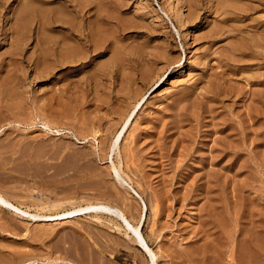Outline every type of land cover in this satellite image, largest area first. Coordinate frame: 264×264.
<instances>
[{"label": "rangeland", "instance_id": "obj_1", "mask_svg": "<svg viewBox=\"0 0 264 264\" xmlns=\"http://www.w3.org/2000/svg\"><path fill=\"white\" fill-rule=\"evenodd\" d=\"M28 1L0 0V192L28 212L0 208V264H151L115 217L57 216L99 203L124 211L156 264H196L212 221L230 226L233 264L243 236L247 264H264V0Z\"/></svg>", "mask_w": 264, "mask_h": 264}, {"label": "bare ground", "instance_id": "obj_2", "mask_svg": "<svg viewBox=\"0 0 264 264\" xmlns=\"http://www.w3.org/2000/svg\"><path fill=\"white\" fill-rule=\"evenodd\" d=\"M28 1V0H27ZM26 0H25V4H26V2H27ZM34 1V0H33ZM35 1H37V0H35ZM40 1V0H39ZM38 1V2H39ZM41 1H43V0H41ZM40 1V2H41ZM49 1V0H48ZM53 1V0H52ZM52 1H50V2H52ZM23 2V1H22ZM29 3H31V1H28ZM241 2V1H240ZM34 3V2H33ZM37 3V2H36ZM43 3V2H42ZM41 3V4H42ZM48 4V2H45V4ZM24 4V3H23ZM27 5H28V3H27ZM36 4L34 3V6H35ZM218 5V4H217ZM231 5V4H230ZM232 5H234V4H232ZM21 6H23V5H21ZM29 6V5H28ZM38 6H40L39 4H38ZM42 6H43V4H42ZM45 6V5H44ZM228 5H226V7H227ZM237 6V5H236ZM26 7V6H25ZM25 7H23V10H24V8ZM36 7H37V5H36ZM35 7V9H37L38 10V8H36ZM219 7V6H218ZM238 7V6H237ZM236 7V8H237ZM61 8V7H60ZM60 8L59 7H56V9H59L60 10ZM223 8V7H222ZM221 8V9H222ZM248 8V7H247ZM22 9V8H21ZM41 9H42V7H41ZM46 9V8H45ZM50 9V8H49ZM63 9V8H62ZM64 9H65V7H64ZM63 9V10H64ZM218 9V8H217ZM238 9V8H237ZM240 9V8H239ZM17 10V12H19L18 11V9H16ZM19 10H20V8H19ZM23 10H20V12L22 11L23 13H24V11ZM26 10V9H25ZM62 10V11H63ZM218 10H220V8L218 9ZM230 10V9H229ZM245 10V9H244ZM1 11V10H0ZM32 11V10H31ZM55 11V10H54ZM66 13H67V11L66 10H64ZM63 11V12H64ZM232 11H234V10H232ZM239 11V10H238ZM246 11V10H245ZM17 12H14L15 14L17 13ZM29 13H30V11H28ZM56 12V11H55ZM59 12H61V11H59ZM220 12H221V10H220ZM13 13V14H14ZM47 13V12H46ZM56 13H58V12H56ZM55 13V14H56ZM236 13V12H235ZM240 13V12H239ZM242 13H244V12H242ZM13 15V16H15V18H16V15ZM33 14H36L37 15V13L35 12V13H33ZM225 14V13H224ZM227 14V13H226ZM18 15V14H17ZM46 15V14H45ZM242 15V14H241ZM27 16V14H25V17ZM29 16V15H28ZM52 17H54L55 18V16H54V14H52L51 15ZM238 16V15H237ZM36 17V16H35ZM40 17V16H39ZM32 18V17H31ZM13 20H14V18H12ZM33 19V18H32ZM35 19H37V18H35ZM47 18H45V20H46ZM49 19V18H48ZM53 19V18H52ZM67 19V18H66ZM228 18H226V20H227ZM59 20H61V19H59ZM37 21V20H36ZM40 21V23H41V20H39ZM39 21H37V22H39ZM51 21V20H50ZM70 21H72V20H70ZM221 21V20H220ZM13 21H11V23H12ZM35 22V21H34ZM82 22V21H81ZM23 23V22H22ZM66 24H68V23H66ZM262 24L264 25V22H262ZM40 25V24H39ZM42 25V24H41ZM77 25V24H76ZM223 25V24H222ZM226 25V24H225ZM262 25V26H263ZM26 26V25H25ZM25 26H23L25 29H26V27ZM43 26V25H42ZM73 26V25H72ZM12 27V26H11ZM46 27H48V26H46ZM61 27V26H60ZM62 27H63V25H62ZM217 27H218V25H217ZM225 27V26H224ZM223 27V28H224ZM44 28V27H43ZM66 28V27H65ZM221 28V27H220ZM226 28V27H225ZM224 28V29H225ZM19 29V28H18ZM24 29V30H25ZM63 29V28H62ZM80 29V28H79ZM217 29V28H216ZM12 30L13 29H11V33H12ZM77 30V29H76ZM89 30V29H88ZM91 30V29H90ZM239 30H241V29H239ZM72 31V30H71ZM74 31V30H73ZM213 31V30H212ZM215 31V30H214ZM221 31V30H220ZM81 32V31H80ZM83 32V31H82ZM87 32V31H86ZM216 32V31H215ZM18 33V32H17ZM65 33V32H64ZM77 33V32H76ZM84 34H85V32H83ZM96 33V32H95ZM219 33V32H218ZM221 33V36H224L222 33V31L220 32ZM225 33V32H224ZM227 33V32H226ZM237 33V32H236ZM250 33V32H249ZM66 34V33H65ZM69 34V35H68ZM67 35H68V37L65 39V42L64 43H62L64 46H68V44H72V45H69V47H68V49L69 48H72L73 47V49H70L71 50V52H70V56H69V58L68 57H66V58H63L62 59V61H64L65 62V60L68 58L69 60H70V62H71V59H73V58H78V56H79V54H78V46L77 45H79V47H80V44H79V42H80V40L79 39H77L76 38V40H73L72 39V36H74V34H73V32H70V33H68ZM87 34V33H86ZM90 34V33H89ZM97 34H98V32H97ZM213 34V33H212ZM229 34H231V33H229ZM248 34V33H247ZM251 34V33H250ZM254 33H252V35H253ZM12 35V34H11ZM39 35V34H38ZM78 35V34H77ZM76 34H75V37L77 36ZM98 35H100V33L98 34ZM97 35V36H98ZM102 35H105V34H102ZM220 34H218V36H219ZM228 35V34H227ZM243 35V34H242ZM259 35V34H258ZM22 36V35H21ZM58 36V35H57ZM90 36H92V35H90ZM90 36H88V37H90ZM94 37V38H99V37ZM233 38H234V36H237V35H231ZM238 36H240V35H238ZM249 36H251V35H249ZM255 36V35H254ZM261 36V35H260ZM64 37V36H63ZM81 36H79V38H80ZM83 37H84V35H83ZM217 37V36H216ZM225 37V36H224ZM228 37H230V36H228ZM227 37V38H228ZM246 37H248V36H246ZM245 37V38H246ZM264 37V36H263ZM37 38H40V37H37ZM42 38V37H41ZM39 39V40H43V38L42 39ZM47 38V37H46ZM50 38V37H49ZM49 38H47V39H49ZM59 38H62V36L61 37H59ZM92 38V37H91ZM218 38V37H217ZM235 38H237V37H235ZM244 38V37H243ZM253 38V37H252ZM16 39V38H15ZM54 39V38H53ZM63 39V38H62ZM87 39V38H86ZM89 39V38H88ZM87 39V40H88ZM215 39V38H214ZM223 40H224V38H222ZM226 39V38H225ZM249 39V38H248ZM254 39V38H253ZM257 39V38H256ZM263 39V38H262ZM11 40V39H10ZM38 40V39H37ZM59 40V39H58ZM64 40V39H63ZM217 40V39H216ZM221 40V39H220ZM240 40V39H239ZM245 40V39H244ZM250 40V39H249ZM13 41V40H12ZM47 41V40H46ZM46 41H44V42H46ZM81 41H82V37H81ZM86 41V40H85ZM84 41V42H85ZM91 42L93 41L94 42V40H90ZM101 41V40H100ZM100 41H96V43L97 42H100ZM103 41V40H102ZM100 42V44H102V43H104V42ZM218 41H219V39H218ZM235 41H237V39L235 40ZM251 41V40H250ZM255 41V40H254ZM39 42V41H38ZM43 42V41H42ZM264 42V41H263ZM236 43V42H235ZM244 43V42H243ZM250 43V42H249ZM260 43H261V41H260ZM39 44V43H38ZM51 44H54V43H51ZM57 44H59V41H57ZM56 43L54 44V46L55 45H57ZM82 44V43H81ZM87 44H89V43H87ZM242 44V43H241ZM248 43L246 42V45H247ZM253 44V43H252ZM12 45V44H11ZM40 45V44H39ZM47 45V44H46ZM60 45V44H59ZM85 45H86V43H85ZM97 45V44H96ZM249 45V44H248ZM251 45V44H250ZM255 45V44H254ZM253 45V46H254ZM58 46V45H57ZM91 46H92V44H91ZM98 47H99V45H97ZM243 46V45H242ZM245 46V45H244ZM22 47V46H21ZM44 47V46H43ZM45 47H47V46H45ZM56 47V46H55ZM62 47V46H61ZM66 47H65V49L64 50H66ZM82 47V46H81ZM85 47H87V46H85ZM96 47V46H95ZM239 47V46H238ZM246 47V46H245ZM249 48L251 47V46H248ZM260 47V46H259ZM23 48V47H22ZM82 48H84V46L82 47ZM89 48H90V45H89ZM89 48H87L88 50H90ZM97 48V47H96ZM230 48V47H229ZM247 48V47H246ZM58 49V48H57ZM91 49H93L92 47H91ZM248 49V48H247ZM256 49V48H255ZM260 49V48H259ZM19 50V49H18ZM54 50V49H53ZM64 50H63V52H64ZM82 51L84 50V49H81ZM224 50V49H223ZM228 50V49H227ZM250 51H251V48L249 49ZM45 51V50H44ZM82 51H79V53L80 52H82ZM84 51H86V50H84ZM83 51V52H84ZM92 51V50H91ZM93 51H94V49H93ZM96 51V50H95ZM94 51V52H95ZM55 52V51H54ZM53 52V53H54ZM89 51H87L86 53H88ZM227 52V51H226ZM229 52H231V51H229ZM263 52V51H262ZM49 53V52H48ZM51 53V52H50ZM237 53V52H236ZM243 53V52H242ZM241 53V54H242ZM245 54H246V50H245V52H244ZM248 54L247 55H244V56H246L247 58H249L250 56H248V55H251V53H252V51L251 52H247ZM256 53V52H255ZM18 54V53H17ZM254 54V53H253ZM258 54H259V52H258ZM257 54V55H258ZM48 55V54H47ZM56 55V54H55ZM243 55V54H242ZM255 55V54H254ZM62 56V55H61ZM86 56H87V54H86ZM93 56V55H92ZM91 56V57H92ZM237 56H240V55H237ZM244 56H242L243 58H244ZM259 56V55H258ZM45 57V55L43 56V58ZM49 57V56H48ZM253 57V56H252ZM15 58H16V56H15ZM41 58V57H40ZM79 58H80V56H79ZM83 58V57H82ZM225 58V57H224ZM45 59V58H44ZM50 59V58H49ZM56 59H57V57H56ZM61 59V58H60ZM84 59V58H83ZM82 59V60H83ZM90 58H88L87 60H89ZM228 59V58H227ZM237 59V58H236ZM39 60H41V59H39ZM43 60V59H42ZM48 60V59H47ZM52 60V59H51ZM55 60V59H54ZM74 60H77V59H74ZM80 60V59H79ZM225 60H226V58H225ZM224 60V61H225ZM243 60V59H242ZM241 60V61H242ZM37 61H38V59H37ZM61 61V62H62ZM78 61V60H77ZM227 61V60H226ZM38 62H40V61H38ZM37 63V62H36ZM43 63H45V62H43ZM67 63V62H66ZM81 63H83V62H80L79 63V65L81 64ZM228 63V62H227ZM38 64V63H37ZM37 64H35L36 66H37ZM51 64H52V62H51ZM58 63H56L55 65H57ZM60 64V63H59ZM70 64V63H69ZM41 64H39V66H40ZM47 65H49L48 64V62H47V64H46V66ZM68 65V64H67ZM45 66V67H46ZM52 66V65H51ZM61 66V65H60ZM70 66V65H69ZM81 66V65H80ZM33 67V66H32ZM32 67H31V69H32ZM38 67V66H37ZM37 67H35V68H37ZM45 67H42V68H45ZM54 67V66H53ZM52 67V68H53ZM57 67H59V66H57ZM82 67V66H81ZM39 69H40V67H38ZM55 68V67H54ZM53 68V69H54ZM60 68H63V67H60ZM46 69V68H45ZM52 69V70H53ZM46 70H48V69H46ZM50 70H51V68H50ZM35 72H37V71H35ZM47 72V71H46ZM240 72V71H239ZM38 73H41V72H38ZM45 73V72H44ZM48 73H46V75H47ZM262 76V75H261ZM218 77V76H217ZM259 78H260V75H259ZM262 78V77H261ZM258 80V79H257ZM263 80V79H262ZM262 80H260V81H262ZM259 81V80H258ZM259 81V82H260ZM3 83V82H2ZM5 83V82H4ZM9 83V82H8ZM257 83V82H256ZM7 84V83H6ZM254 84H255V82H254ZM12 84H10V86H11ZM0 86H1V84H0ZM8 86V85H7ZM6 86V87H7ZM9 86V87H10ZM2 87V86H1ZM6 87H5V89H6ZM12 87V86H11ZM14 88V87H13ZM210 88V87H209ZM11 89V88H10ZM9 89V90H10ZM13 90V89H12ZM66 90V89H65ZM3 91L5 92L6 90H4L3 89ZM13 91H15V90H13ZM68 91V90H67ZM1 92V91H0ZM3 92V93H4ZM9 93V92H8ZM11 93V92H10ZM15 93L16 92H14V95H15ZM10 95V94H9ZM2 97H4L3 95H2ZM1 97V98H2ZM16 97V96H15ZM135 97H136V95H135ZM4 99V98H3ZM14 100V99H13ZM1 101V100H0ZM5 101H6V99H5ZM20 100H18L17 102H19ZM8 102H6V104H7ZM9 104V103H8ZM11 104H13L12 102H11ZM10 104V106L13 108V106ZM15 104H18V103H15ZM14 104V105H15ZM1 105V104H0ZM4 103H3V107H4ZM60 105V104H59ZM63 106H64V104H62ZM18 106H20V104L18 105ZM18 106H16L15 108H17ZM49 106H51V104L49 105ZM48 106V109L49 108H51V107H49ZM61 106V105H60ZM68 106H71V105H68ZM1 108V107H0ZM5 108V107H4ZM6 108H7V106H6ZM8 108H9V106H8ZM9 109V110H13V109ZM14 108V109H15ZM55 108V107H54ZM59 108V107H58ZM62 108V107H61ZM26 109V108H25ZM1 110H3V109H1ZM50 110V109H49ZM54 110V109H53ZM57 110V109H56ZM56 110H54V111H56ZM59 110H61V109H59ZM6 111H8V110H5V113H6ZM15 111V110H14ZM17 111V110H16ZM65 111H66V109H65ZM18 112V111H17ZM57 113L59 112V111H56ZM56 112H55V114H56ZM67 112V111H66ZM3 113V115H5L4 114V112H2ZM20 113H22V111L20 112ZM50 113H51V111H50ZM53 114H54V112H52ZM8 114H9V111H8V113H7V117L5 116L4 118H8ZM16 114V113H15ZM14 114V115H15ZM23 114V113H22ZM22 114H21V116H22ZM47 114H48V112H47ZM61 114V113H60ZM62 114H64V113H62ZM1 115V114H0ZM17 115V114H16ZM15 115V116H16ZM37 115V114H36ZM42 115H45V113L44 114H41V116ZM65 115V114H64ZM66 115H68V113H66ZM10 116H13L12 115V113H11V115ZM19 116V115H18ZM21 116H19V117H21ZM38 116H40V115H38ZM37 116V117H38ZM54 116V115H53ZM52 116V117H53ZM59 116V115H58ZM63 116V115H62ZM23 117H26L25 115L23 116ZM32 117V116H31ZM30 117V118H31ZM36 117V118H37ZM68 117V116H67ZM10 118V117H9ZM28 118V117H27ZM39 118V117H38ZM49 118H50V115H49ZM66 118V117H65ZM2 119V118H1ZM18 119V118H17ZM20 119V118H19ZM24 119V118H23ZM48 119V118H47ZM47 119H46V121H47ZM6 120V119H5ZM11 120V119H10ZM26 120V119H25ZM56 120V119H55ZM60 120V119H59ZM7 121H8V119H7ZM12 121H13V119H12ZM22 121H24V120H22ZM46 121H45V124H46ZM62 120H60V122H61ZM2 122H4V121H2ZM18 122V121H17ZM51 122V121H50ZM60 122H58V125H59V123ZM109 122V121H108ZM21 123H23V122H21ZM70 123V122H69ZM68 123V124H69ZM10 124H11V121H10ZM13 124V123H12ZM24 124H26V122L24 123ZM47 124H49V120H48V123ZM56 124H57V122H56ZM61 124V123H60ZM63 124V123H62ZM64 124H66V123H64ZM0 125H2L1 123H0ZM47 126V125H46ZM49 126H51V125H48V127ZM54 126H55V124H54ZM53 126V127H54ZM57 126V125H56ZM60 126V125H59ZM63 126V125H62ZM0 127H2V126H0ZM67 128V127H66ZM70 130V129H69ZM7 145V144H6ZM5 145V146H6ZM27 147H29V145H27ZM41 147V146H40ZM13 148V147H12ZM59 148V147H58ZM11 150V149H10ZM15 150H16V148H15ZM225 150V149H224ZM7 151V150H6ZM8 152V151H7ZM18 152H19V149H18ZM42 152V151H41ZM11 153V152H10ZM12 154V153H11ZM15 154V153H14ZM23 154V153H22ZM17 155V154H16ZM24 155V154H23ZM26 155V154H25ZM22 157H24V156H22ZM32 158V157H31ZM38 158V157H37ZM21 159V158H20ZM19 160V159H18ZM42 162V161H41ZM40 163V162H39ZM42 164V163H41ZM48 165V164H47ZM50 166V165H49ZM52 166V165H51ZM115 171H116V173L118 172V170L117 169H115ZM30 175H32V174H30ZM2 181V180H1ZM0 183H2V182H0ZM3 183H4V181H3ZM1 185V184H0ZM5 185V184H4ZM2 186H3V184H2ZM6 186V185H5ZM5 186H3V187H5ZM7 192V191H6ZM3 193H5V192H0V208H4V209H6V210H8L9 212H12V213H14V214H16V215H19V213H20V215L21 214H27L28 212L27 211H24V210H22L18 205H15L9 198H7ZM12 194V193H11ZM262 194V193H261ZM7 195H9V192H8V194ZM105 195V194H104ZM65 196H67V195H65ZM137 196V195H136ZM262 196V195H261ZM9 197V196H8ZM14 200V199H13ZM15 201V200H14ZM124 202H125V200H123ZM17 202V201H16ZM237 204V203H236ZM57 204H55L54 205V207L56 206ZM47 206V205H46ZM51 206V205H50ZM58 206V205H57ZM264 206V205H263ZM261 207V206H260ZM62 208V207H61ZM262 208H264V207H262ZM49 210V209H48ZM57 210H58V208H57ZM259 210V209H258ZM93 212L94 214H103V215H109V216H113V217H115L116 219H118L119 221H121L123 224H125V226H127V229H129V230H131L132 232H133V235H134V238H133V241L136 243V245L147 255V257H148V259H149V261H150V263L151 264H156V253H154L152 250H151V248L148 246V244H147V242H146V240H145V238L142 236V234L140 233V231H139V229L136 227V226H133V225H131L130 224V221H129V219L124 215V211H120V210H118L117 208H114V207H112V206H110V205H107V204H102V203H99V204H89V205H87V206H85V207H78L77 206V208H74V209H72V210H69V211H67V212H65L64 211V213H62V214H57V216H62V217H68V218H70V217H75V216H79V215H82V214H85V213H88V212ZM206 213H209V212H206ZM212 213V212H211ZM211 213H210V215H211ZM263 214H264V212H263ZM40 214H32L31 216L32 217H41V218H44V219H51V217L53 216V215H49V216H39ZM212 215H213V213H212ZM215 215V214H214ZM56 216V217H57ZM206 217H210V219H211V216H209V214H208V216L207 215H205ZM205 217V218H206ZM223 217V216H222ZM96 218V217H95ZM207 218V219H208ZM215 218H217V217H215ZM97 219H99V218H97ZM223 219H226V218H222V220ZM249 219H250V217H249ZM263 219H264V217H263ZM212 220H214V218L212 219ZM218 220V219H217ZM220 220V219H219ZM236 220V219H235ZM101 221V220H100ZM204 221V220H203ZM221 221V220H220ZM238 221V220H237ZM261 221V220H260ZM207 222V221H206ZM210 222H211V220L209 221V224H210ZM213 222V221H212ZM212 222H211V224L209 225L210 227H208L207 226V228H206V235H204L205 236V238H204V240H202L201 239V241H202V243L200 244V246H199V248L196 250V252H193V253H191L190 254V258L191 259H188L187 260V262L188 261H194V263H196V264H233L232 263V261H233V256H234V254L236 253L235 251H236V249H235V251H234V243H233V237H231V236H229V232H228V230H227V227H230V226H227V225H225V223H224V225H220V226H224V229L222 228V230H224V231H219L218 232V230H220V229H218L217 231H215L216 229V226H214L213 224H212ZM226 222H227V219H226ZM230 222V221H229ZM204 223V222H203ZM228 223V222H227ZM226 223V224H227ZM260 223V222H259ZM263 223H264V221H263ZM215 225H217L216 223H214ZM228 224H230V223H228ZM243 224V223H242ZM9 225V224H8ZM201 225H203V224H201ZM204 225H206V224H204ZM219 225V224H218ZM258 226H259V224H258ZM204 227V226H203ZM203 227H202V229H203ZM206 227V226H205ZM81 228V227H80ZM210 228H212V229H214L213 231L216 233V232H218L216 235L218 236H216L213 232H209L210 231ZM261 229L260 230H262L263 231V233H264V225H262L261 227H260ZM211 229V230H212ZM85 230V229H84ZM205 230V229H204ZM243 231V230H242ZM84 232H86V231H84ZM203 232V231H202ZM221 232V233H220ZM244 232V231H243ZM80 233V232H79ZM89 233V232H88ZM220 233V234H219ZM76 234H77V232H76ZM90 234V233H89ZM203 234H205V233H203ZM202 234V235H203ZM242 234V233H241ZM261 234H262V232H261ZM75 235V234H74ZM78 235V234H77ZM80 235V234H79ZM78 235V236H79ZM263 235V234H262ZM83 236V235H82ZM81 236V237H82ZM242 237V236H241ZM244 238H242L241 240H243L242 242H241V244H240V241L238 242L240 245V251H237V252H239L240 253V259H239V261H238V264H247L248 262H249V260L250 259H248V255L246 256V255H244L243 256V251L245 250V248H246V243H247V239H246V237L245 236H243ZM263 237H264V235H263ZM83 239V238H82ZM81 239V240H82ZM95 239V238H94ZM249 239V238H248ZM264 239V238H263ZM262 239V240H263ZM75 240V239H74ZM83 240H86L85 238L83 239ZM197 240V239H196ZM195 240V241H196ZM239 240H240V238H239ZM69 241V240H68ZM200 241V240H199ZM223 241H224V243H223ZM72 242V241H71ZM76 242V241H75ZM74 242V243H75ZM193 242V241H192ZM84 243H86L87 244V242H84ZM84 243H82V241H81V244L82 245H84ZM97 243V242H96ZM199 243V242H198ZM231 243L233 244V245H231ZM237 243V244H238ZM248 243H250V242H248ZM80 244V243H79ZM80 244V245H81ZM89 244V243H88ZM87 244V245H88ZM100 244V243H99ZM195 244V243H194ZM73 245V244H72ZM81 245V246H82ZM86 245V246H87ZM104 246H105V244H103ZM222 245V246H221ZM259 245V244H258ZM77 246H79V245H77ZM77 246H75V247H77ZM99 246H101V245H99ZM104 246L102 247V248H104ZM108 246V245H107ZM190 246V245H189ZM196 246V245H195ZM238 246V245H237ZM88 247V246H87ZM109 247V246H108ZM222 247H224L223 248V250H222ZM61 248H63V247H61ZM71 248V247H70ZM69 248V249H70ZM73 248V247H72ZM99 248V247H98ZM106 248V247H105ZM104 248V249H105ZM191 249H192V247H190ZM219 248H220V250H219ZM260 248H261V256H264V241H263V244L261 243L260 244ZM68 249V250H69ZM75 249H77V248H75ZM74 249V250H75ZM79 249V248H78ZM77 249V252L76 251H74L73 253H75L76 255H77V258L78 259H83L84 261H87L88 259H89V257H87L86 256V252L85 251H83L82 253H83V255L82 254H79V251L81 252V250L79 249L78 250ZM83 249H84V247H83ZM101 249V248H100ZM112 249V248H111ZM252 249H254V248H252ZM57 250V249H56ZM59 250V249H58ZM92 249H90V251H91ZM187 250V249H186ZM193 250V249H192ZM192 250H189V251H192ZM60 251V250H59ZM58 251V252H59ZM66 251V250H65ZM64 251V252H65ZM69 251H73V250H69ZM89 251V250H88ZM90 251H89V253H90ZM96 251V250H95ZM170 251V250H169ZM194 251V250H193ZM218 251V252H217ZM220 251V252H219ZM251 251V250H250ZM260 251V250H259ZM52 252V251H51ZM50 252V253H51ZM54 252V251H53ZM85 252V253H84ZM94 252V251H93ZM167 252V251H166ZM176 252V251H175ZM235 252V253H234ZM248 252V251H247ZM26 253H29V252H26ZM57 253V252H56ZM61 253H63L62 251H61ZM60 253V254H61ZM94 253H96V252H94ZM93 253V254H94ZM170 253V252H169ZM168 253V254H169ZM172 253L173 252H171L169 255L170 256H173L172 255ZM177 253V252H176ZM182 253H183V251H182ZM182 253H179V254H182ZM234 253V254H233ZM251 253V255H254V254H252V252H250ZM25 254V253H24ZM85 254V255H84ZM185 254H187V251H186V253H184V255ZM220 254H223V256L222 257H220ZM17 255V254H16ZM27 255V254H26ZM50 255V254H49ZM64 255H65V253H64ZM63 255V256H64ZM96 255V254H95ZM169 255H168V257H169ZM188 255L189 254H187V257H188ZM237 256H238V254H236ZM235 255V256H236ZM250 255V254H249ZM9 256V255H8ZM62 256V257H63ZM66 256V255H65ZM68 256H71V255H68ZM91 256H93V255H91ZM180 256V255H179ZM72 257V256H71ZM76 257V256H75ZM174 257V256H173ZM172 257V258H173ZM185 257V256H184ZM220 257V260L218 259ZM259 257V256H258ZM0 258H1V260H3L2 258V256L0 255ZM51 258V257H50ZM64 258V257H63ZM67 258H69V257H67ZM146 258V257H145ZM172 258H171V260H172ZM182 258V257H181ZM186 258V257H185ZM244 258H246L245 260H244ZM17 259V258H16ZM21 259H23V257L21 256V258L19 259V260H21ZM73 259H74V257H73ZM178 259V258H177ZM180 259V258H179ZM247 259H248V261H247ZM264 259V258H263ZM14 260H15V258H14ZM90 260H92L91 258H90ZM96 260V259H95ZM182 260V259H181ZM209 260H211V261H209ZM254 260H260L259 258H257V259H255L254 258ZM4 261V260H3ZM2 261V262H3ZM173 261L174 260H172V263H173ZM176 261V260H175ZM213 261V262H212ZM90 263H91V261H89ZM95 262V261H94ZM94 262H92L91 264H93ZM145 262H146V260H145ZM182 262V261H181ZM181 262H179L180 264H181ZM186 262V263H187ZM234 262V261H233ZM252 262V261H251ZM254 262V261H253ZM260 262V261H259ZM258 262V263H259ZM16 263H18V262H16ZM176 263V262H175ZM174 263V264H175ZM178 263V264H179ZM185 263V262H184ZM191 263H193V262H191ZM191 263H189V264H191ZM264 263V262H263ZM81 264V263H80ZM84 264V263H83ZM85 264H87V262L85 263ZM169 264V263H168ZM252 264V263H251ZM260 264H262V263H260Z\"/></svg>", "mask_w": 264, "mask_h": 264}]
</instances>
